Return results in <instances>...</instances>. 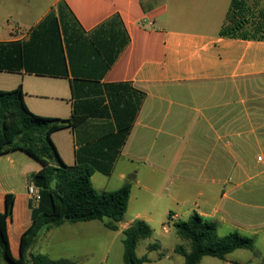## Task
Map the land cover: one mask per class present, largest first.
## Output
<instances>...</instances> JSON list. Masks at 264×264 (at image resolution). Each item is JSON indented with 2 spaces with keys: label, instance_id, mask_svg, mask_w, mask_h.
Instances as JSON below:
<instances>
[{
  "label": "crops",
  "instance_id": "1",
  "mask_svg": "<svg viewBox=\"0 0 264 264\" xmlns=\"http://www.w3.org/2000/svg\"><path fill=\"white\" fill-rule=\"evenodd\" d=\"M233 1L53 0L38 14L12 16L2 13L9 0H0V43L18 44L24 63L21 70H0V91L21 86L27 108L39 116L85 118L51 136L66 165L77 163L80 148L127 128L137 99L144 95L107 176L111 180L121 162L127 164L117 177L119 188L135 174L127 211L134 207L136 215L111 230L116 235L110 247L120 240L122 259L124 231L137 219L149 225L154 205L163 201L174 225L197 212L217 223L219 237L238 231L255 238L253 249H238L219 259L223 264H264V182L256 189L247 187L264 176V156L257 159L263 170L256 175L246 166H231L234 147L239 153L254 146L264 149V41L220 35ZM235 1L244 5L238 33L256 34L264 24L259 0H249L252 17L246 16L248 0ZM73 17L76 25H71ZM15 57L10 55L11 60ZM196 101L201 103L194 105ZM168 103L177 107L171 111ZM205 149L214 155L212 166L196 177L194 155ZM40 170V163L22 150L0 156L1 213L7 195L14 197L12 216L6 220L14 259L20 258L22 235L32 225V207L38 206L29 187L35 185L31 176ZM223 174L229 187L222 191L216 186ZM170 182L179 184L173 193L166 191ZM149 197L148 206L140 210ZM68 224L73 223L43 232L34 252ZM220 229L226 234L219 235ZM186 244L178 245L189 251ZM215 259L206 256L200 264H219Z\"/></svg>",
  "mask_w": 264,
  "mask_h": 264
},
{
  "label": "trees",
  "instance_id": "2",
  "mask_svg": "<svg viewBox=\"0 0 264 264\" xmlns=\"http://www.w3.org/2000/svg\"><path fill=\"white\" fill-rule=\"evenodd\" d=\"M244 5L233 1L227 15L228 25H224L220 35L230 38L264 41V24L255 30L256 34H239V17L243 15ZM242 12V13H241ZM264 17V13L262 14ZM71 25H76L71 18ZM12 48L10 52L9 48ZM18 44L0 43V70L17 71L24 66L21 49ZM21 47V46H20ZM19 47V48H20ZM18 54V58L15 56ZM10 55L15 58L11 60ZM22 87L11 91H0V156L22 150L41 165V170L31 176L32 183L40 190L38 206L32 207V225L22 235L20 258L11 256L6 220L12 216L13 195L6 197V210L0 212V261L6 264H73L65 260H52L45 255L35 254L34 248L45 231L62 226L65 223L90 222L110 219L106 227L117 231L116 223L122 222L128 210L135 174L127 177L125 183L112 191H98L93 184L95 173L111 176L114 165L131 132L144 95L137 99L135 110L129 116L130 125L118 133H111L88 144L77 153V163L66 165L53 143L54 132L68 127H76L85 118L73 115L70 119L47 118L32 113L24 101ZM218 225L204 219L197 212L187 221L175 223L177 235L186 243L178 245L176 252L184 257V264H200L206 257L225 259L238 249H253L255 238L234 231L225 237L217 234ZM124 263L144 264L147 257H138L137 247L141 240L152 236L151 227L144 221L135 220L124 231ZM150 249L153 246L149 247Z\"/></svg>",
  "mask_w": 264,
  "mask_h": 264
},
{
  "label": "rangeland",
  "instance_id": "3",
  "mask_svg": "<svg viewBox=\"0 0 264 264\" xmlns=\"http://www.w3.org/2000/svg\"><path fill=\"white\" fill-rule=\"evenodd\" d=\"M52 1L53 0H9L7 4L5 3L2 6V13L3 15L10 14L12 16H16V14H24L31 11L38 14L43 11V9ZM247 5V9L250 11L246 10V16L252 17V2L248 0ZM258 9H264V0H259ZM225 25H228L227 21ZM210 102H214V100ZM199 103L201 102H193L194 105ZM166 107L167 109L173 111L177 106L170 105L168 103ZM210 151L211 149L200 150L198 153H196V155H194V176H200V171H202L204 167L212 166L211 163L213 161L212 159L214 155L211 154ZM217 152L219 153V150ZM226 155L228 158H230L228 152ZM259 156H264V149L254 146L249 148L246 153H239L234 147L232 149L231 166L234 170L240 166H246L249 168V171L252 175H256L258 172L263 170V163L258 162L257 160ZM206 162L208 163L206 164ZM244 162L247 163L244 164ZM125 164H127V162H121L119 164L118 170L111 180H109L110 178L103 174L96 173L92 178L94 187L98 191H101L105 188H119L118 186L120 185H118L119 183L117 177ZM263 180V175L259 178L255 177L247 184V187L256 189L259 183L262 185L264 182ZM171 182L167 184V193H173L178 189L179 184L176 182L174 185H172ZM216 187L222 191L229 187L228 183H225L224 174L222 183ZM151 200V197H149L146 199V201L141 202L139 209H145ZM171 210L176 211L177 209ZM135 213V208L131 207L125 215L124 222L131 220L136 215ZM153 217V221L149 223L152 229V236L138 244V257H149L151 259V262H145L144 264H181V262H183V257L177 253H173L172 248L178 244H185L186 242L178 238L175 225L172 221H170V218L167 214V204L163 203V201H159L157 204H155L153 209ZM187 220L188 217L180 219V221ZM107 221L111 220L108 218L102 221L98 220L95 222L96 224L79 222L77 226L68 224L69 226H67L65 230H56L53 235H51L48 239H45L34 253L45 255L52 260H65L73 264H125L120 255V240L115 241L113 247H110V243L115 237L116 233L103 226V223ZM165 229H167V232ZM224 234H226L225 231L220 229L219 235ZM96 236L99 237L98 241L93 239ZM188 245L189 243L186 244V246ZM148 246H153V248L150 249ZM170 253H172V257L168 258L167 255ZM215 261L219 264L224 263L219 259H215ZM0 264L6 263L0 261ZM248 264L251 263L248 262Z\"/></svg>",
  "mask_w": 264,
  "mask_h": 264
},
{
  "label": "built area",
  "instance_id": "4",
  "mask_svg": "<svg viewBox=\"0 0 264 264\" xmlns=\"http://www.w3.org/2000/svg\"><path fill=\"white\" fill-rule=\"evenodd\" d=\"M29 194H30L33 201L39 203V201L41 199V194H40V190L37 186L31 185L29 187Z\"/></svg>",
  "mask_w": 264,
  "mask_h": 264
}]
</instances>
